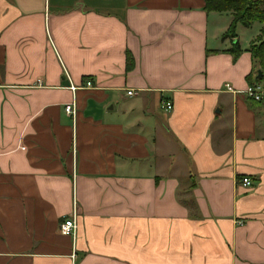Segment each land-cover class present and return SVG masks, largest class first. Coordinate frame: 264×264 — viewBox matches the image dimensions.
<instances>
[{"label":"crops","instance_id":"crops-1","mask_svg":"<svg viewBox=\"0 0 264 264\" xmlns=\"http://www.w3.org/2000/svg\"><path fill=\"white\" fill-rule=\"evenodd\" d=\"M230 20L202 0H0V264H264L259 26L223 38Z\"/></svg>","mask_w":264,"mask_h":264},{"label":"trees","instance_id":"trees-1","mask_svg":"<svg viewBox=\"0 0 264 264\" xmlns=\"http://www.w3.org/2000/svg\"><path fill=\"white\" fill-rule=\"evenodd\" d=\"M202 2L204 12L230 16L231 20L223 38H234L237 25L243 28H250L253 24L259 26L255 42L249 46L248 51L252 59L258 63L261 78L256 82H260L264 77V9L261 8L264 0H202ZM237 52L238 46L235 43L232 53L235 55ZM129 63V58H127L128 67Z\"/></svg>","mask_w":264,"mask_h":264},{"label":"built area","instance_id":"built-area-1","mask_svg":"<svg viewBox=\"0 0 264 264\" xmlns=\"http://www.w3.org/2000/svg\"><path fill=\"white\" fill-rule=\"evenodd\" d=\"M90 88H91V84L89 82H86L84 85V89H90ZM69 89L71 91L75 90L74 87H69ZM224 89L227 92L234 93V91L231 89L229 85H224ZM133 94L134 92L130 90L126 91V96H132ZM243 94L250 100L264 105V77L260 82L248 85L244 90ZM159 108L164 112H169L171 110L170 104L165 101H161L159 103ZM63 110L66 115L72 116L74 114L73 105H65ZM240 185L242 187H249L250 181L246 178H243L240 180ZM76 227L77 226L75 222V216L74 214H72L71 216L62 219V221L59 223L58 226V232L62 236L74 237Z\"/></svg>","mask_w":264,"mask_h":264},{"label":"rangeland","instance_id":"rangeland-1","mask_svg":"<svg viewBox=\"0 0 264 264\" xmlns=\"http://www.w3.org/2000/svg\"><path fill=\"white\" fill-rule=\"evenodd\" d=\"M262 9H264V4L262 5V7H261ZM255 26L251 29V30H240V29H238L237 30V33L238 34H241L240 35V37H242V39H246V38H251V36H252V34H254V32H255ZM253 42H255V38H254V40H253ZM252 42V43H253ZM255 63L257 64V66H258V63H257V61H255Z\"/></svg>","mask_w":264,"mask_h":264},{"label":"water","instance_id":"water-1","mask_svg":"<svg viewBox=\"0 0 264 264\" xmlns=\"http://www.w3.org/2000/svg\"><path fill=\"white\" fill-rule=\"evenodd\" d=\"M256 74H257V75H256V79H257V80L260 79V78H261V73H260V71H257ZM263 108H264V105H263ZM263 118H264V113H263Z\"/></svg>","mask_w":264,"mask_h":264}]
</instances>
